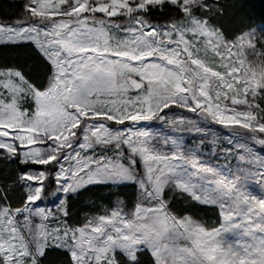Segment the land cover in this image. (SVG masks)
Wrapping results in <instances>:
<instances>
[{
  "label": "snow or ice",
  "instance_id": "6c2138e0",
  "mask_svg": "<svg viewBox=\"0 0 264 264\" xmlns=\"http://www.w3.org/2000/svg\"><path fill=\"white\" fill-rule=\"evenodd\" d=\"M165 5L181 19L152 23ZM213 10L206 0H29L28 20L0 24V44L31 43L50 71L41 89L0 67V158L29 166L20 206L0 200V264H42L50 249L70 264H143L144 253L152 264H264V34L229 40L205 16ZM172 106L233 129L235 168L138 126ZM173 124L206 134L186 118ZM126 182L140 191L132 212L68 223V197ZM166 190L215 206L219 225L175 215ZM46 195L61 216L37 204Z\"/></svg>",
  "mask_w": 264,
  "mask_h": 264
},
{
  "label": "trees",
  "instance_id": "16d2710c",
  "mask_svg": "<svg viewBox=\"0 0 264 264\" xmlns=\"http://www.w3.org/2000/svg\"><path fill=\"white\" fill-rule=\"evenodd\" d=\"M216 9L205 13L216 23L228 39H233L244 30L258 23L264 24V0H215ZM25 0H0V21L12 22L25 12ZM161 14L154 10L149 19L153 21H170L180 17L175 6L165 5ZM0 67H15L21 70L26 78L41 89L46 87L50 75L49 65L39 57L31 43L0 44ZM18 166L0 161V198L11 206H20L25 196L17 183ZM2 185L5 187L1 189ZM122 198L127 205L133 206L140 200L138 187L131 183L118 185H92L68 197L67 205L69 224H82L84 213L100 212L101 206L110 205L115 198ZM169 208L178 216L190 214L203 220L207 226L219 223V212L215 206L201 205L193 202L186 194L175 192L170 198ZM143 264H152L151 257L144 253L140 256ZM42 264H70V256L65 249H50L42 259Z\"/></svg>",
  "mask_w": 264,
  "mask_h": 264
},
{
  "label": "rangeland",
  "instance_id": "374dc122",
  "mask_svg": "<svg viewBox=\"0 0 264 264\" xmlns=\"http://www.w3.org/2000/svg\"><path fill=\"white\" fill-rule=\"evenodd\" d=\"M25 2L27 4L29 2V0H25ZM206 2L209 5H211L212 8L214 9L213 11L206 12V13L214 12L216 9L215 0H206ZM180 19H181V16L177 17V18H173L170 21H153L150 19L149 20L152 23L157 24V25H166V24H169L173 20H180ZM24 20H28V13L26 11L24 12L23 16H21L20 18L14 20L12 22L0 21V24L11 25V24L17 23L18 21H24ZM118 22L124 24V23H127V20H119ZM209 23L219 28V26L216 23L212 22L210 19H209ZM249 31H255V33L257 35L264 34V24L258 23L257 25H255L251 28H248L241 33L249 32ZM189 38H191V37H189ZM229 40H231V39H229ZM31 103H32L31 101H28L27 103H25L24 107L30 108ZM165 112L168 113V116L165 119V121L161 122V121L153 120V121L141 122L140 125H138V126L147 128V129L151 130L153 133H156V134H159L162 136L163 135H172V136L180 138L183 141V144H184L186 151L188 149H196V155L199 156L201 161L208 162L212 166L219 165L221 170H223L225 168L226 169L235 168V166L237 164V161L235 159L236 150L233 149L232 155H229L225 152V149H229L232 147V145L229 143V139H230V134L233 131V129L225 128L222 125L212 123L210 118L206 119L204 117V115L200 114L199 112L193 113L191 111H188L185 108L172 106L170 109H166ZM185 118H186V121L190 120L196 126L205 127L206 128V134H196V133H190L187 131L174 132L173 129L176 127V124H173V121H176L177 124H179L180 120L185 119ZM180 127L184 128L185 125L182 124V125H180ZM239 131L242 134L245 132V130H243V129H239ZM234 142L235 141L233 140V143ZM249 143H251V142L249 141ZM255 147L259 151V146L255 145ZM261 155H264V152H262ZM0 161H2L3 163H8L9 165L14 163L18 166L17 183L20 186V191L25 194L24 182L19 180V176L22 174L24 168L29 167V166L20 165L16 162H13V161L8 160L6 158H0ZM30 167L34 170V169L44 168L45 166H30ZM243 167H245V168L252 167V170L256 171V168L254 166H250L248 164L243 165ZM45 184L47 185L46 192H49V193L52 190H54L56 187L55 183L51 180V178L48 181H45ZM113 185H118V184H113ZM4 188L5 187L2 185L1 189L4 190ZM173 194H175V192H169L168 190H166V199L170 200V198ZM0 200H4V199L0 198ZM6 202H7V204H9L8 201H6ZM137 203H140V200H138L133 206H129V205H127V203L122 198H120V197L115 198V200L113 201L112 204L101 206L100 212L98 211V212H86V213H84V219L85 220L82 224H70V225L77 226V227L82 226L83 224H85L88 221V219H90L92 217L99 216V215H107L117 206L122 207L126 213H130L134 210L135 205ZM37 204L41 207L52 208L58 217L61 216V213L58 211L59 201L55 197H52L51 195H46L44 197V199L42 201H38ZM13 207H18V206H13ZM185 215H190V214H185ZM190 216H192V215H190ZM193 218H195V217H193ZM195 219L198 220L199 222L203 223L205 226H207L203 220H200L197 218H195ZM219 223H220V217H219ZM219 223L217 225L211 226V227H216L219 225ZM207 227L211 228L210 226H207Z\"/></svg>",
  "mask_w": 264,
  "mask_h": 264
}]
</instances>
